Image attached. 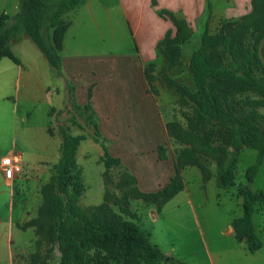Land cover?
<instances>
[{
	"label": "trees",
	"instance_id": "1",
	"mask_svg": "<svg viewBox=\"0 0 264 264\" xmlns=\"http://www.w3.org/2000/svg\"><path fill=\"white\" fill-rule=\"evenodd\" d=\"M81 0H19L17 12L10 15L0 13V59L10 58L15 63L19 59L11 50L13 40L20 41L27 36L40 50L50 66L61 74V55L65 32L69 22L63 15L78 5ZM208 7L210 5L208 3ZM251 13L236 27L226 32L212 34L207 25L200 36L199 45L192 50L187 60V68L194 82V91L181 83H175L181 94L183 106L188 99L195 105L184 112L186 127L178 126L176 140L190 146L175 150L173 174L161 189L144 193L135 186L118 199L121 209L126 206L127 194L153 202L158 210L174 195L183 190L181 170L187 165L197 166L202 173V181L207 182L211 172L202 156L195 152L197 140L205 146L216 144L214 149L225 153L233 150L226 164L224 158H217L219 168L215 175L218 188L230 189L235 185L238 153L236 149L246 147L257 151V162L244 171L246 183L237 187L241 198L242 214L232 220V227L238 241H244L246 250L255 253L263 247V240L256 232L253 214L264 210V191L250 187L264 161V115L257 108L264 106V0H251ZM167 14L176 28L171 37L166 32L159 41L158 48L165 57V68L178 66L181 62V46L189 39V32L183 19ZM211 11L208 16L210 17ZM153 67V64H150ZM69 99L79 115L92 118L94 140L103 149L101 162L106 175L110 168L120 166L121 160L112 157L100 138L96 113L92 107L91 87L83 105L75 101L74 87L70 86ZM88 111V112H87ZM86 112V113H85ZM171 137L170 125H166ZM61 142L59 159L52 164L51 180L41 187L43 206L37 219L20 225L25 229L34 227L39 237H49L56 244L60 254L59 264H185L168 257L149 239V234L133 220H124L115 215L106 204L88 210L77 202L85 191L82 173L76 163V150L83 135H72L60 129ZM175 137V136H174ZM160 159L166 158L165 147L158 146ZM125 184L135 183L131 174L124 172ZM264 228V227H263ZM47 236V237H46ZM45 258L37 251L30 255V264H46Z\"/></svg>",
	"mask_w": 264,
	"mask_h": 264
},
{
	"label": "rangeland",
	"instance_id": "2",
	"mask_svg": "<svg viewBox=\"0 0 264 264\" xmlns=\"http://www.w3.org/2000/svg\"><path fill=\"white\" fill-rule=\"evenodd\" d=\"M88 2L89 5H76L73 11L68 12L66 15L64 14L65 16L63 15L65 20L70 19L72 23L65 32L60 55L63 58L70 57L69 59L71 60L95 65L97 68L91 69L92 74L95 78L96 76L100 78L103 87L106 81L117 84L116 96L113 95V101L121 105L119 110H124V113L118 115L122 118L129 116L132 120H141H138L139 129L127 132H114L117 140L108 142L106 137L109 131L106 130L108 126L105 123V121H108V117L106 118L108 112L104 115L105 111H107V106L106 101H103L104 91L99 90L100 105L98 109L100 114H102L101 116H103L102 120L105 119V121H101V129L97 125L100 133L99 139H103V143L112 157L119 158L118 154H123L124 159L132 162L131 166L133 163L136 166L141 161L152 159L154 161L166 159L168 161L171 159L173 162L176 149L190 146L176 140V135L178 134V126L186 127V118L183 113L189 111V107L195 105V102L189 98L188 105L183 106L180 101L181 94L174 86L175 83H181L190 91H194V82L187 68V60L190 53L199 45L200 36L206 25L212 34L226 32L229 28L231 29L242 23L252 9L237 17L226 18L221 11H223V8L230 6L229 2L226 0H207L204 11L196 18L197 20L189 22L173 14L176 18L184 20L189 32V39L181 46L180 64L172 68H165V57L157 46L155 62H149L140 68H131L130 63L133 64L132 56L136 50L134 37L131 35L127 21L121 14L118 0H88ZM18 4L19 0H0V13L5 11L10 15L14 14L17 12ZM209 11H211L210 17L208 16ZM166 17L170 19L167 14ZM170 22L172 28L166 32H169L168 34L173 37L176 28L173 20L170 19ZM11 44L14 53L18 57L24 61L37 64L43 83L58 90V93H53L50 97L52 99L50 106H53L50 111L53 117L50 131H54V134L60 139H62L60 129H66L72 135L84 136V139L80 141L77 147L75 156L85 185V191L77 202L81 208L88 210L95 206L106 204L115 215L120 216L124 220L136 222L149 234V239L153 244L157 245L162 251H169L172 255H177L172 257L183 261L185 264H193L192 260L195 261L194 257L191 259L194 250L198 252V255H201L198 258L202 257L200 249L202 248L203 240L211 250H220L232 245L235 240L233 236H228L225 233V227L232 218L242 214L241 198L236 194L237 187L246 183L244 177L245 169L257 162L256 150L246 147L236 149L238 161L235 185L226 190L218 188L215 182V175L219 168L217 158L221 156L224 158L223 163L226 164L233 149L228 147L225 153H222L214 149L218 145L205 146L197 140V142H194L195 152L198 151L210 169V179L207 182H203L201 170L195 165H187L181 170L185 188L166 202L160 210L157 209L155 203L133 197L129 193L127 194L126 206L122 205L128 209L129 212L126 213L121 209L118 199L123 198L126 192L132 191V187L135 186L141 192L150 193L163 188L166 184L155 190H147L141 182L142 177L138 174L139 179H137L138 177L131 173L122 162L120 166L110 168L109 172L104 175L105 167L101 162L103 149L101 144L94 140L95 129L91 122L92 118H85L86 114L82 116L76 113L70 103L69 87L72 86L71 82L68 81L65 75L59 74L55 68L49 65L38 47L29 38H25L23 42L16 44V46L14 42ZM263 44H260V46ZM150 64H153V67ZM89 75L90 72L88 71L84 74V77H86L85 81H87ZM135 75H138L141 79L140 81L144 83L142 91L148 95V112L150 114L148 116L145 115V107H143L139 97L136 96L132 99L130 96H126L125 91L133 86ZM90 87L93 92L94 87H97V83L91 84ZM122 100L126 101L125 104ZM257 111L264 115V106L258 107ZM147 117H149L148 121L154 123L157 128L149 131V126L146 123ZM167 123L172 131L171 137L166 129ZM161 127L162 134L160 133ZM164 127L165 130H163ZM148 135L152 139L164 135V142L157 146L155 143L149 145L148 143H143L137 148H132L133 144L137 143L139 136L145 141ZM26 145L23 137L20 138L18 141L19 153H25L28 150ZM159 145L166 149L165 159L159 158ZM58 159L59 153L56 154L53 160L56 163ZM124 172L134 176L136 179L135 183L126 185L123 177ZM52 175L53 169L51 165L49 172L35 186V192L29 195L28 210L30 215L18 223L19 229L28 230L22 239L27 245V251L19 259L18 264L20 262L22 264H30V255L37 251L41 253L43 258L47 256V259H45L46 264H59L60 254L51 238L47 236V238L39 237L41 244L38 246L36 243L38 236L35 233V228H20L23 223L31 219H37L40 216L42 217L40 211L43 206L41 187L51 180ZM28 183L29 181L25 180V178L19 182V193L15 196L16 200H22L24 195L21 194L25 191L27 192ZM250 187L254 190L264 191V161L259 164ZM30 192H33L32 187ZM189 201L192 202V205ZM253 223L256 232L264 241V210L258 209L254 212ZM29 238L30 241L28 242ZM241 242L237 243V247H242ZM198 262L203 264L202 260H198Z\"/></svg>",
	"mask_w": 264,
	"mask_h": 264
},
{
	"label": "crops",
	"instance_id": "3",
	"mask_svg": "<svg viewBox=\"0 0 264 264\" xmlns=\"http://www.w3.org/2000/svg\"><path fill=\"white\" fill-rule=\"evenodd\" d=\"M206 1L118 0V4L121 7V14L128 23L131 35L134 37V45L136 48L135 54L132 56L133 64L130 63V67L140 68L149 62H155L157 45L164 37L166 31L172 28L170 19L162 11L171 12L180 18H184L186 21L192 22L197 20L196 18L204 11ZM226 1L230 3V6L223 8V11H221L225 14L226 18L237 17L247 13L251 9V0ZM84 5H89L88 0H81L78 4V6ZM74 9L75 7L68 10L65 15ZM88 9L90 10L89 6ZM67 21L70 24L72 23L70 19ZM69 26L67 29H69ZM25 38L28 37L23 35L20 41L12 42L16 46V44L23 42ZM11 50L20 62L15 63L7 57L0 59V161L6 155L16 152L19 153L18 141L22 137L25 140V145L27 144L28 150L25 153L20 152L22 156L21 174L16 175L12 179H6L0 166V264H18L22 255L26 254L27 245H25L22 239L28 230L19 229L18 223L30 215V211L28 210L29 195L35 192V186L49 172V167L55 163L53 159L59 153V145L61 142V139L54 134V131H50L53 118L50 114L53 107L50 106V103H52L50 97L51 94L58 93L57 88H52L43 83L37 64L24 61L18 57L13 51L12 44ZM69 58L61 57V74L66 76L68 81L71 82L72 87L74 86L76 103L83 105L87 100L89 86L97 83V87L93 89L91 101L97 116V125L100 129L101 121H105V119L102 120L103 116H101L102 114H100L98 109L100 105L98 96L100 94L99 90L104 91L103 101H106L107 106V111H105L104 115L108 112L106 116V118L108 117V121H105L106 126H108L106 130L109 131L106 137L108 142L117 140L115 139L114 132H127L139 129V119L132 120L129 116L122 118L118 115L124 113V110H119L121 105L113 101L117 84L115 85L111 81H106L103 87L100 78L98 76L95 78L92 74L91 69L96 67L95 65L86 62L82 63ZM87 71L90 72V75L87 81H85L86 77H84V74ZM134 77L136 78L134 79L133 86L127 88L125 91L126 96H130L132 99L136 96L139 97L140 102L145 107V115L148 116L150 115L148 112V95L142 91L144 83L140 81L141 79L138 75ZM98 84L100 85L98 86ZM125 100H122L124 104L126 102ZM148 118L146 123L149 126V131L157 128L154 123L148 121ZM163 130H165V127ZM161 131L162 127L160 129V133L162 134ZM146 137L147 140L143 141L139 136L137 143L135 142L132 148H137L143 143H148V145L155 143L157 146L161 142H164L163 140L165 138L164 135L161 136L162 139L161 137L152 139L149 135ZM118 155L120 156L119 158L122 164L131 173L136 177H138V174L142 177L143 181L141 180V182L147 190H155L167 184L174 171L171 159L168 161L167 159L157 161H154V159L144 160L136 166L134 163L131 166L132 162L124 159L123 154ZM24 178L29 181L27 192L25 191L21 194L24 195L22 196V200H16L15 196L19 193V182ZM31 187L33 188V192H30ZM189 203L191 204L192 202L189 201ZM234 218L225 227V233L228 236H233L235 240L232 245L220 250H211L203 240V245L200 249L202 257L198 258L201 255H198V252L194 250L192 252L193 256L191 255V259L193 257L195 258V261L192 260L193 264H201L198 260H202L203 264H264V241L263 247L255 253H249L246 250L244 241L241 242V248L237 247L239 241L236 239L231 224ZM163 252L168 257L177 256L172 255L169 251ZM183 259L186 260L184 257ZM19 264H22V262Z\"/></svg>",
	"mask_w": 264,
	"mask_h": 264
},
{
	"label": "built area",
	"instance_id": "4",
	"mask_svg": "<svg viewBox=\"0 0 264 264\" xmlns=\"http://www.w3.org/2000/svg\"><path fill=\"white\" fill-rule=\"evenodd\" d=\"M3 175L6 179H12L22 173V156L20 153H13L4 156L0 161Z\"/></svg>",
	"mask_w": 264,
	"mask_h": 264
}]
</instances>
